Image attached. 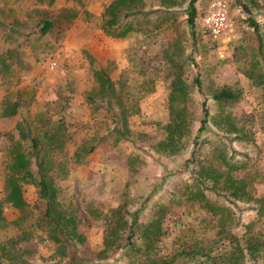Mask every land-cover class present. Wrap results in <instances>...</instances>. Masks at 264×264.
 Here are the masks:
<instances>
[{"label":"rangeland","instance_id":"1","mask_svg":"<svg viewBox=\"0 0 264 264\" xmlns=\"http://www.w3.org/2000/svg\"><path fill=\"white\" fill-rule=\"evenodd\" d=\"M143 1L154 8L163 0ZM188 1L167 0L165 5L176 13L161 27L143 26L125 37L114 38L101 29L102 13L110 0H55L51 6L36 0H0V19L16 27L9 36L8 27L0 25V52L14 50L13 55L3 59L6 67H0V109L4 98L19 103L16 114L0 116V198L4 146L9 141L6 134H16L14 126L21 117L30 121L32 132L38 136L48 126L47 120L61 121L67 156L64 152L59 155L65 156L69 171L59 182L58 201L62 209L74 213L77 230L85 238L79 254L93 264H127L123 251L118 249L112 248L99 257L111 226L105 216L91 214L93 209L104 214L122 207L127 220L139 210L138 220L143 223L163 206L167 231L155 244L153 256L158 258L182 247L206 246V242L215 246L214 254H229L233 242L230 236L240 241L252 233L264 237V63L255 51L253 28L247 20L248 16L253 18L264 34V0H225L233 26L228 43L214 42L203 26L210 0L195 2L197 14L191 36L185 14ZM66 9L75 12L69 21L57 31L37 37L35 24L40 17ZM30 23L35 27L33 33L28 29ZM24 33L29 36L27 41ZM176 40L184 45V57L191 56L192 60L187 62L184 74V145L177 153L169 154L159 146L169 120L170 87L163 78L168 64L164 54ZM221 47H225L223 57L218 54ZM97 67H105L111 78L122 80L123 96L128 101L138 98L139 110L128 118V140L117 141L107 118L109 113L91 112L85 102L84 93L96 86L92 71ZM197 72L200 90L193 83ZM223 86L237 90L238 98L229 103L215 101L213 91ZM203 100L209 118L206 128L198 133ZM226 119L235 131L222 129ZM88 139L96 144L95 148L81 163L75 162V146ZM192 151L199 165L246 180L247 195L241 199L230 195L222 180L218 189L210 190L211 182L205 181L204 195L212 207L218 208L215 215L202 199L190 197L186 188L193 178L189 161ZM29 168L35 171L33 163ZM22 196L29 211L37 214L43 209L35 185L25 184ZM258 208L261 211L257 212ZM2 214L11 222L20 213L5 203ZM115 220L112 226L123 235L126 227ZM15 232L12 226L0 229V240ZM33 236L37 238V229ZM53 248L50 241H39L31 261L69 264L67 258L57 261L52 256ZM196 255L192 260L175 259L174 264H202L203 259ZM241 264H264V252L256 259L245 255Z\"/></svg>","mask_w":264,"mask_h":264},{"label":"trees","instance_id":"2","mask_svg":"<svg viewBox=\"0 0 264 264\" xmlns=\"http://www.w3.org/2000/svg\"><path fill=\"white\" fill-rule=\"evenodd\" d=\"M36 1L39 4L51 6L55 0ZM196 1L189 0L185 8L186 23L190 28L192 37H194L197 14ZM166 3L167 0H163L159 5L153 6L154 8H148L143 0H110L102 13L101 29L108 36L122 38L143 26L149 25L153 28H159L176 13V10L168 4L165 5ZM242 8L249 13L245 4H242ZM74 14V11L66 9L55 15L40 17L35 24L37 37L57 31ZM247 20L253 28L255 51L260 61L264 63V34L253 18L248 16ZM0 25L8 27L7 34L9 36L13 35L16 28L14 25L7 24L1 19ZM28 27L29 32L33 33L35 28L33 23H30ZM24 39L26 41L29 39L27 33H24ZM169 48L172 49L170 51L166 50L164 54L168 64L163 74V78L168 81L170 87L168 92L169 120L164 126L165 136L159 146L165 149L167 153L174 154L184 145L183 137L186 128L184 100L187 97V83L184 74L187 62L191 61L192 58L191 56L184 57V45L180 40L173 41ZM13 54V49L0 52L1 68L6 67L3 61L4 57H10ZM92 74L96 86L84 93L86 104L90 106L91 112L104 110L109 113L107 118L110 120L111 124H109L116 134V140H128L131 133L128 118L129 115L139 110L137 106L138 98L135 97L133 100L132 97L128 101V98L123 96L122 80L111 78L105 67L95 68ZM193 83L197 90L201 89L199 72L193 78ZM212 98L218 103L233 102L238 98V91L226 86L219 87L213 91ZM18 106V102H10L4 98L0 116L5 117L16 114ZM201 113L202 118L197 129L198 133L206 128L209 118L205 100L201 103ZM47 123L48 126L44 128L41 136H38L32 132L30 121L26 117H21L14 126L16 134H6L9 141L4 146L6 154L2 160L4 174L0 198V229L12 226L16 229V232L12 236L0 240V262L36 264L31 261V255L37 243L46 239L53 243L52 256L57 261L67 258L69 264H93L79 254V245L83 243L85 238L77 230V220L74 213L67 208L62 209L58 201L61 192L59 182L67 176L69 171L67 160H65V156H67L65 126L58 120L52 122L47 120L45 124ZM222 129L225 132L234 130L229 119H226ZM196 138H194L195 141ZM95 145L92 139H88L75 146L72 154L74 161L81 163L85 156L95 148ZM62 152L65 153L64 157L59 155ZM191 154L192 159L189 161L193 178L186 189L189 191L190 197L202 199L204 206L212 214H217L218 208L212 207L204 195L205 187L203 184L205 181L211 182L210 190L218 189L217 186L222 182L230 195L238 199L247 195L245 193V187L248 185L246 180L230 175L225 176L223 173L219 174L211 166L199 165L195 151H192ZM32 163L35 166V171L29 168ZM220 180L222 181L220 182ZM25 184H33L38 189V198L44 206L37 214L27 209L28 204L22 196ZM5 203L19 210L20 214L17 219L11 222L5 219L2 214ZM122 209V207H116L111 213L104 214L95 209L90 211L96 217L105 216L106 222L111 226V231L106 235L104 249L99 252V257H102L103 253L113 248L123 251L121 255L126 257L127 264H174L175 259H183L182 257L192 260L197 256L196 253L203 259L202 264H241L245 255L256 259L264 252V237L252 233L241 239V241L236 238L232 239V236H230L233 242L229 254L218 255L217 250V254H214L215 246L210 242H206L204 244L206 246H195L187 250L182 247L174 250L170 256L163 255L158 258L153 256L155 244L167 231V226L163 224L164 207L159 206L154 217L143 223L138 220L139 210L134 211L131 219L127 220L123 216ZM259 211H261V208L257 209V212ZM114 218L119 219V222L126 227L123 235L117 232V226H112L117 221ZM34 229L38 230L37 238L33 236ZM137 239L138 243H136ZM99 257L98 259H100Z\"/></svg>","mask_w":264,"mask_h":264},{"label":"built area","instance_id":"3","mask_svg":"<svg viewBox=\"0 0 264 264\" xmlns=\"http://www.w3.org/2000/svg\"><path fill=\"white\" fill-rule=\"evenodd\" d=\"M203 26L214 42H226L230 40L233 31L232 20L228 12L225 0H210L202 18ZM225 47L218 50L223 57Z\"/></svg>","mask_w":264,"mask_h":264}]
</instances>
